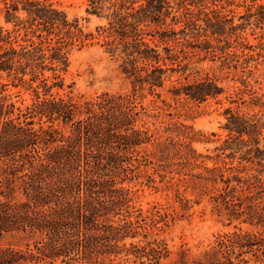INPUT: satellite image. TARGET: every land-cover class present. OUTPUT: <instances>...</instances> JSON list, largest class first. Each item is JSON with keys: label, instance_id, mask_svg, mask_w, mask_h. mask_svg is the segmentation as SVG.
<instances>
[{"label": "trees", "instance_id": "1", "mask_svg": "<svg viewBox=\"0 0 264 264\" xmlns=\"http://www.w3.org/2000/svg\"><path fill=\"white\" fill-rule=\"evenodd\" d=\"M88 1L90 14L110 11L106 15L109 27L99 30L107 35L108 52L119 54L123 60V72L134 87L132 94L104 93L84 103L52 94L55 88L64 87L61 73L68 70L73 46L87 37L77 21L70 22L67 14L52 4L28 1V8L24 9L29 19L18 23L25 30H39V42L31 41L16 48L3 36L0 27V42L10 44L7 48L0 46V72H8L22 83H26V76L31 77V82L40 81L34 89L37 100L27 108L22 122L21 117H11L15 106L8 103L7 96L0 97V161L4 164L0 176V239L13 232L28 234L35 239L37 250L29 258L50 264L59 258L66 264H105L101 258L106 255L131 253L118 245L128 236L131 224L125 218L115 220L131 213L129 191L119 185L129 178L130 167L140 162L137 157L140 148L152 138L149 130L139 124L142 114L137 106L138 94L146 86L152 93L163 87L169 69L162 67L160 63L166 58L146 37L159 35L161 41L168 43L170 35H176L159 31L169 18L179 23L173 15V2L188 6L183 30H204L205 34L197 37L205 38L210 31L211 36L219 43L226 42L228 47L231 42L222 39L231 35L228 30H244L253 22L264 28V3L258 4L255 11L250 6L247 14L239 18L244 22L235 24V16L223 13L226 7L233 6L232 0ZM13 10L18 11V6ZM153 27L156 33L145 32ZM204 40L202 48L214 52L211 42ZM50 71L53 76L47 75ZM40 89L45 98L40 96ZM222 92L213 80L207 79L183 86L174 93L204 102ZM228 113L226 129L234 138L226 142L241 140L242 147H251L247 154L264 155L259 124L232 110ZM246 135L251 141L244 139ZM224 182L225 196L236 197L241 186L249 189L254 185L251 179L238 175ZM240 191L246 195L245 189ZM245 198L248 200L249 196ZM262 218L263 212H255L250 221L257 219L262 223ZM228 237V242H219L203 258L189 262L182 252V260L174 264H236L232 255L237 249L238 258L264 251L260 246L254 249L257 243L249 234L234 233ZM158 246L135 247L139 254L159 264L168 255L160 243ZM26 259L21 251L0 248V264H19ZM248 263L243 259L238 264Z\"/></svg>", "mask_w": 264, "mask_h": 264}, {"label": "rangeland", "instance_id": "2", "mask_svg": "<svg viewBox=\"0 0 264 264\" xmlns=\"http://www.w3.org/2000/svg\"><path fill=\"white\" fill-rule=\"evenodd\" d=\"M28 1L52 4L65 12L70 22L77 21L87 36L84 42L73 46L68 70L61 73L64 87L52 91L55 97L74 98L84 103L104 93H133L132 80L123 72V60L119 54L108 52L107 35L99 30L109 27L106 15L110 11L90 14L88 0H0L1 31L16 48L40 41L39 30L18 27V23L29 19L24 9L28 8ZM232 1L233 6L226 7L223 13L235 16V24L244 22L239 18L247 14L250 6H254L255 11L258 4L264 3V0ZM14 6L19 10L14 11ZM173 7V15L179 23L169 18L167 24L159 28L160 32H175L176 35H170L171 41H161L159 35L146 37L166 58L160 63L162 67L169 69L163 87L152 93L146 86L138 94L137 106L142 114L139 124L149 130L152 138L140 148L141 154L137 155L140 162L130 167L129 178L119 185L129 191L131 213L115 220L125 218L131 224L128 236L118 245L125 246L131 253L106 255L101 258L105 264H154L151 257L139 254L136 247L158 248L159 243L168 255L159 264L180 262L182 252L187 261L193 262L203 258L219 242H228V236L234 233L251 235L257 243L254 249L260 246L264 250V218L262 223L257 219L250 221L255 212L264 214V155L247 154L251 147H242L241 140L226 142L234 138L226 129L230 118L228 110H232L259 124L260 147L264 149V28L252 21L244 30H228L231 35L222 38L231 42L228 47L226 42L219 43L211 36L210 31L205 38L197 37L205 34L204 30H183L188 6L176 1ZM192 10L197 11L195 7ZM156 31V27L145 30L153 34ZM204 39L211 42L214 52L202 48ZM0 46L7 48L10 44L0 42ZM224 47L227 49L221 51ZM167 48L171 50L169 53ZM169 56L172 58H167ZM47 75L53 76V72ZM30 78L26 76V83H22L8 72H0V97L7 96L8 103L14 104L11 117H21V122L25 120L23 115L27 108L37 100L34 89L40 81L31 82ZM207 79L223 90L217 98L199 102L174 93L183 86ZM39 91L45 98L43 89ZM35 121L37 128L39 121ZM244 139L251 141L247 135ZM3 170L4 164L0 161V176ZM237 175L251 179L253 187L241 186L238 197L225 196L227 184L224 181ZM241 189H245L248 200ZM0 248L23 252L27 259L19 264H50L29 258V254L37 250L35 239L28 234H7L0 239ZM238 254L237 249L232 255L236 264L243 259L249 261L248 264H264V251L257 255L246 253L240 258ZM53 264L66 263L59 258Z\"/></svg>", "mask_w": 264, "mask_h": 264}]
</instances>
